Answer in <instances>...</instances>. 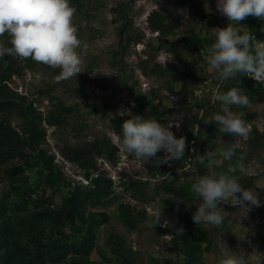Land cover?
<instances>
[{"label": "rangeland", "instance_id": "374dc122", "mask_svg": "<svg viewBox=\"0 0 264 264\" xmlns=\"http://www.w3.org/2000/svg\"><path fill=\"white\" fill-rule=\"evenodd\" d=\"M80 2L71 5L76 8L74 24L78 28V38L88 48L81 53L83 72L77 77L57 82L55 77L59 69L31 59V65H28V60L12 56L23 67L21 73L13 75L10 85L33 103L37 112L45 118L53 109V103L59 101L72 108L71 115L63 124L53 126L45 120L42 123L46 136L40 150L53 158L54 167L63 181L53 186L47 184L43 165L38 164L23 175L25 188L34 197L45 189L57 205L75 186L89 188L98 176L113 180L112 195L84 209L86 215L94 212L105 213L109 217L96 228L95 246L85 257L91 263L118 264L109 245L113 236L121 238L122 244L132 252L136 264H217L221 242L230 250H243L245 254L251 253L253 248L264 253V249L258 246L259 230L264 227V189L255 188L257 184L264 187V96L260 97L259 93L251 96L249 106L233 107L236 113H254L255 118L249 124L252 131L256 128L253 135L258 137V144L250 139V135L246 139L237 137L231 142L240 144L236 157L245 170L237 173L241 186L255 188L260 206H248L246 211L240 207L220 205L226 212L224 224L221 228L199 225L208 231L209 241L203 244L198 255L191 254L177 238L194 232L198 226L193 222L192 214L200 201L191 191L192 183L199 176L224 171L229 163L223 159L219 165L213 162L205 168L204 174L203 165L197 160L203 153L209 127L215 128L217 139L207 151L225 142L212 119L219 110V103L212 100L214 91L226 92L238 87L248 95L253 85L264 88V84L247 76L241 87L233 85L235 81L232 79L221 84L215 71H209L201 53L206 54L214 41L211 29L228 24L227 18L216 8L217 0ZM122 6L127 10L125 19L132 24L123 43L119 32L125 19L118 11ZM154 11L169 17L172 27L169 34L160 35L149 28L148 19ZM241 23L258 40L264 41V21L250 16ZM253 25H258L260 36L254 34ZM137 37L142 38L140 42L136 41ZM198 39L206 41L201 44ZM0 43L10 46L7 34L0 37ZM238 79L242 81L241 75ZM136 115L156 119L166 126L173 125L171 131L174 135L186 138L185 157L155 166L127 155L120 145L121 125ZM18 123L14 118L13 125ZM92 143H105L107 154L96 157V171L87 178L85 170L70 158L68 150ZM157 155L163 157L165 153L160 151ZM166 184L170 185L169 188H165ZM11 190L8 180L0 175V200ZM166 201L177 202L178 206L167 217L163 209V217L158 223L156 209L165 206ZM128 208L145 215L135 228L122 221L121 211ZM35 213V208L29 206L22 215ZM12 216L11 212L5 217L0 215V226ZM164 220L168 221L167 227H161ZM79 228L68 223L62 229L70 237V242H77L86 235V228L82 231ZM244 229L245 238L240 239ZM33 235L51 237L54 244L62 243L61 235L52 234L49 226L44 229L42 225H35L27 234L26 241H30ZM7 250V237L0 232V259ZM81 258L69 254L61 264H88Z\"/></svg>", "mask_w": 264, "mask_h": 264}, {"label": "clouds", "instance_id": "9594fccd", "mask_svg": "<svg viewBox=\"0 0 264 264\" xmlns=\"http://www.w3.org/2000/svg\"><path fill=\"white\" fill-rule=\"evenodd\" d=\"M216 8L227 18L228 24L211 29L214 41L206 54L201 53L209 71H215L221 84L238 79V75L264 84V41L258 40L241 23L250 16L264 21V0H217ZM75 13L76 8L71 6L70 0H0V37L7 34L10 43V46L0 43V58L10 55L59 69L55 77L57 82L77 77L83 72L81 53L86 52L88 45L78 38ZM212 100L219 103V110L212 118L219 132L234 138H248L252 127L244 118L245 114L234 112L233 107L249 106V96L241 88L232 87L226 92L216 89ZM172 127L156 119L131 116L121 125V148L144 164L158 166L180 160L185 157L186 138H177ZM239 148V143L225 141L214 150L198 155V163L205 168L213 162L219 165L221 159L229 163L224 171L199 176L192 183L191 191L200 201L192 214L196 225L221 228L226 213L222 204L246 211L248 206H260L255 188L264 187L259 184L251 189L242 187L237 173L245 170L238 163H232ZM160 151L165 153L163 157L157 155ZM163 209L164 206L156 209L158 223L163 217ZM167 226L168 221L164 220L161 227ZM245 232L244 229L240 239L245 238ZM217 264H264V253L253 248L251 253L245 254L243 250H230L221 242Z\"/></svg>", "mask_w": 264, "mask_h": 264}, {"label": "trees", "instance_id": "16d2710c", "mask_svg": "<svg viewBox=\"0 0 264 264\" xmlns=\"http://www.w3.org/2000/svg\"><path fill=\"white\" fill-rule=\"evenodd\" d=\"M80 0H70V4H80ZM121 18L126 17V6L118 9ZM170 19L159 11H154L148 19L149 28L153 32H159L160 35H167L171 32ZM132 29V24L125 19L120 28V41L123 43L124 36ZM253 32L260 36L258 25H253ZM137 37L136 41H141ZM205 39H198L203 44ZM188 44H192L188 41ZM28 65L30 59H28ZM21 64L14 60L10 55L0 58V175L8 180V186L11 191L6 192L0 200V215L5 217L11 212L12 216L9 221L0 226V232L7 237L8 250L4 257L0 259V264H61L69 254L79 255L82 261L88 264H98L89 262L85 257L89 256L95 246L96 228L102 223L109 220L105 213H90L86 215L84 209L89 204H97L102 200L109 198L113 193V180L98 176L92 180L91 187L84 188L75 186L68 191V195L61 199L60 204H55L54 197L48 195L44 189L40 195L34 197L32 193L25 188L23 175L28 169H32L38 164L43 165L46 175V183L51 186L62 182L58 171L54 167V160L49 157L44 150H40L42 140L46 136V129L42 123L45 120L49 125H60L67 121L72 113V108L62 102L53 103V109L50 110L44 118L41 113L37 112L33 103L28 102L27 98L14 90L10 81L15 74L22 72ZM242 81L235 79L233 85L243 86L246 79L241 75ZM229 90V89H228ZM255 93L260 97L264 96L262 85L252 86L248 93L249 98ZM16 118L19 123L13 125V119ZM244 118L251 123L255 115L247 112ZM256 128L251 131L250 139L258 144V137L253 135ZM201 136V134L199 135ZM198 136V137H199ZM193 138V136L191 135ZM224 141H233L236 138L228 134H222ZM217 134L213 126L209 127L207 139L204 143L203 153L213 142H216ZM106 144L97 143L86 144L70 148L69 154L71 159L85 170L86 177L90 178L96 171V157L107 154ZM38 151V153H37ZM239 153L237 150L236 156ZM233 157L232 163H238V158ZM237 158V159H236ZM205 174V167L203 166ZM63 184L66 185L64 182ZM169 188V184L165 185ZM35 208L34 215L26 214L28 207ZM178 206L177 202L166 201L164 210L165 217L170 216L173 210ZM144 213L137 214L131 209L121 211L122 221L126 225L135 228L136 224L143 220ZM80 226L81 231L86 228V235L77 242H70V237L63 231L64 224ZM35 225H42V228L49 229L52 234L61 235L62 243H53V239L45 238L44 235H33L30 241L27 240V234ZM79 228V229H80ZM183 245L193 255H198L203 250V244L209 241V233L205 228L197 226L194 232H187L177 237ZM109 245L116 256L118 264H136L134 256L121 242L119 236H113ZM258 246L264 249V227L259 230Z\"/></svg>", "mask_w": 264, "mask_h": 264}]
</instances>
